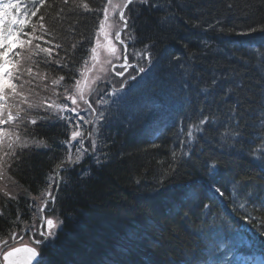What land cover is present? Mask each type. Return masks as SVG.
<instances>
[{
	"label": "snow or ice",
	"instance_id": "snow-or-ice-1",
	"mask_svg": "<svg viewBox=\"0 0 264 264\" xmlns=\"http://www.w3.org/2000/svg\"><path fill=\"white\" fill-rule=\"evenodd\" d=\"M46 3L47 0H0V125L13 124L19 121V123H15V127L19 129L20 124H25V121L31 125H36L38 120L50 124L63 122L66 132L69 134V139L53 142L66 147V155L54 165L52 172L47 177V187L40 193V196L32 197L34 201H38L36 212L41 214L42 221L39 226H33L35 232H32V229H26L31 233L30 242L34 246H16L18 240L23 241V235L18 238L15 232H11V244L7 239L0 240V257H2L4 264H33V262L35 264H50L48 258L42 256L38 249L40 246L51 248L56 246L57 230L61 229L64 221L58 217H45L43 212L50 203L55 205L62 184L65 188L70 187L69 182L60 173L67 172L79 164L85 154L89 152V148L93 152L95 151L97 142L94 137L100 127V121L105 119L104 112L100 111L97 114L93 102L88 99L89 96L98 92L94 85L101 78L97 76L89 80L84 73H81L82 78L77 79L73 73V68L69 67L72 63L69 59L72 51L62 49L60 44L51 46L50 42L45 39L47 35H50V32L44 23L45 16L40 14L37 17V13ZM130 5L133 6L131 9H129ZM140 6L149 11L163 12L164 15L159 18V22L169 30L180 31L179 26L182 17L178 15L177 9L183 11L187 5L180 4L179 0H105L102 8H93L88 0H59L55 5L58 8L56 13L58 17L80 16L83 18L84 13L96 16L99 29L95 36L96 46L87 49L91 53L93 61L98 59L101 47L106 48L110 56H115L117 48L114 40L123 46L125 53L127 52L128 45L125 40L121 39V33L128 30V40L133 41L135 39L133 35L135 29L130 27L129 21L131 20L134 25L132 13L138 17ZM49 7H53V5L50 4ZM225 7L230 13L236 11V7L230 0H225ZM245 10L241 9V11ZM100 14L103 16L102 19H99ZM34 17L36 18L35 22H33ZM183 23L187 25L188 21L183 20ZM192 27L198 28L200 25L196 23ZM208 28L220 33L227 31L248 37L249 39L242 45L246 48V56L237 57L234 53H223L222 59L225 63L215 61L210 69H207L204 74H200L197 71L199 65L196 62L203 60L208 55L203 49L209 48L207 41H204L199 55L193 53L185 62L178 64V67L182 69L181 75L185 78L182 81L184 88L190 90L193 86L195 87V96L193 98L189 95L185 109V119L189 123L184 124L183 120L178 121L176 136L179 140V146L181 149L187 147V151H182L180 155L191 159L197 156L198 150L202 155L203 146L206 144L224 158L223 160H213L210 165H206L209 187L221 197L224 196V192L216 186L219 181L216 180L213 173L219 175L221 167L229 165V160H232L233 157L244 159L246 161L244 175L238 174L232 178V194L235 195L239 190L243 197V202L239 204V208L244 209V214L240 216V219L256 228L260 236H264V23L249 26L246 30L237 32L235 28L226 30L222 25V20L216 19L215 23L208 25ZM70 30L75 31V28ZM256 33L259 35H252ZM100 34L103 35V40L106 42L103 45ZM41 41L49 46L42 47ZM76 47V44L71 45L72 50H75ZM154 47V43H144L142 49L133 53L143 59L149 69L154 59L159 63V57H154L152 51ZM185 47L187 46L185 45ZM53 48L64 51L65 55L61 57L57 52L56 58H53ZM211 51L217 52L219 49H211ZM41 53L44 56L40 62L46 66L55 65L61 70L67 69L69 71V79L74 81L71 85L73 91L69 93L68 87H65L64 94L65 100L71 101L72 107H69L67 103H47L43 99L36 103L30 101L25 95V86H29L31 92L35 77L40 75L39 72H34L32 65L39 66L33 57L39 56ZM173 59L180 60L179 57H173ZM124 61L127 63L126 54ZM107 62L111 63V60ZM84 64H87L86 60ZM146 67H138V72L145 73ZM117 75H123V73H117ZM44 78L46 79V75ZM64 79L65 77L61 75L53 79L51 83L59 85ZM128 79L136 81L137 76L133 75ZM140 79L143 77L141 76ZM127 83V80L122 81L121 89H114L112 93L104 94L116 99L109 101L101 98L94 103L107 105L124 101L128 95L124 91ZM131 90L129 89V91ZM77 97L84 105L83 108L78 104ZM13 109H16L15 114ZM37 109L49 113V115H30L31 111ZM82 111L84 115H81ZM193 111L196 115L194 121L192 120ZM53 112L56 114L55 121L50 119ZM21 113H25V115H21ZM83 125H93V128L85 133ZM22 131L24 132L23 137L20 132L9 134L4 128H0V143H2L4 135L14 136V139H10L7 144L8 151H3L2 156H0V174L3 173L5 167H11L13 157L19 160V156L16 155L17 148L21 150V154H23L24 149L32 146L37 149H51L52 146L44 139H36L34 135L28 133L27 124ZM181 137L184 138L181 139ZM86 139L90 141L89 147L84 146ZM73 141L76 142L75 153L72 152ZM4 157H8V159L5 160ZM172 157L173 163H176L177 153L175 151L172 152ZM95 163L100 165L103 162L99 157H96ZM175 170L172 165L169 166L168 171L170 173L175 172ZM83 175L88 176L89 173L83 172ZM136 183L139 184L140 181L137 180ZM53 185H55V189H53ZM164 187L165 181L158 179L156 185L152 187L150 195L153 198L162 195ZM4 194L15 199L6 191ZM66 194L71 195V193ZM186 196L187 193L185 192H181L179 196L175 194L164 196L165 206L169 207L170 210L179 208ZM203 206L208 207V205ZM253 212H257L259 215L254 216ZM174 215L180 217L181 221H186L189 216L187 212H183L181 216L180 211H176ZM0 216H3V211H0ZM35 218L34 213L33 219L35 220ZM17 222H20L19 213H17L16 221H12L13 224ZM231 231L235 233L232 244L228 245L224 257L214 259L212 264H227V261L240 250L236 246L239 231L234 228ZM162 235L163 232H161ZM137 240L138 237L135 235L126 237L125 242L116 252L107 253L102 259L91 262V264H136L134 260L130 259V255L132 251L138 248ZM240 243L246 247H253L256 243L264 246V241L257 242L254 238L240 240ZM225 246L226 242L218 243L210 255H214L216 251L224 249ZM21 254H23L22 259ZM147 264H152V261L147 259ZM184 264H200V261L193 258L191 261H185Z\"/></svg>",
	"mask_w": 264,
	"mask_h": 264
},
{
	"label": "trees",
	"instance_id": "trees-1",
	"mask_svg": "<svg viewBox=\"0 0 264 264\" xmlns=\"http://www.w3.org/2000/svg\"><path fill=\"white\" fill-rule=\"evenodd\" d=\"M104 1L88 0V3L93 8H99L98 6ZM58 2L59 0H48L42 8L45 25L50 32L46 40L51 42L52 46L60 44L62 49L72 51L69 58L72 63L69 67L73 68L76 76L78 67L80 70L84 62L89 41L94 38L93 28L96 17L90 13H84L83 18L58 17L56 15L58 8L55 7ZM230 2L236 7L234 13L226 9L225 0H179L180 4L187 5L183 11L177 9L178 15L182 17L179 32L169 30L159 22V18L164 13L156 15L149 12L145 15V26L142 25L140 37L160 47V51L165 56L160 54V62L164 66L166 57H179V61L172 62L176 64L171 66V73L180 75L178 70L182 69L178 64L185 62L193 53L199 55L204 41H207L211 49H219L227 53L228 44L225 39L218 43L211 40L213 36L238 38L235 33L227 31L220 33L209 29L208 25L215 23L216 19L222 20L226 30L235 28L237 32L264 23V0H230ZM50 4L53 7H49ZM241 9L246 10L241 11ZM183 20H187L188 24L185 25ZM77 21L79 23H76ZM196 23L200 27H192ZM73 27L75 31L70 30ZM168 39L171 42L167 45ZM72 44L77 45L75 50L71 49ZM53 51V58H56L57 52L61 57L65 55L60 49L53 48ZM203 51L208 53L209 48ZM214 53L217 54L218 51ZM213 56L208 53L203 60L196 62L200 74L210 69L215 61L225 63L222 55L218 54L211 58ZM41 59H35L39 66L34 65V67L37 71H42L48 80L52 81L61 75L66 80L69 79L70 73L67 69L61 70L55 65L46 66L40 62ZM159 69H162V65H159ZM169 82L171 81L164 80L152 86L154 88H158L159 84L166 86L168 89L165 92H167L171 87H175L173 82L171 85ZM192 88L195 89L194 86ZM132 109L136 108L132 107ZM140 124L141 122L135 123L134 127ZM112 128L115 134L114 126ZM44 129L41 125L27 126L28 133L34 135L36 139H45L44 134L47 132ZM54 131L50 130L48 133L54 135L57 141L59 134ZM172 143L174 140L170 135L151 142L150 137H131L122 134L104 144L102 161L106 163L92 168L88 164L82 167L80 172L70 174L73 179L65 175L64 179L69 182L70 187L64 188L56 200L57 210L64 221L63 232L59 235L54 248L50 247L43 251V256L48 258L50 264H91L102 259L107 253L116 252L125 242V238L131 234L144 242L139 241L138 245L141 246L139 252L130 255V259L136 264H147V259H150L152 264H168L169 257L175 258L177 254L180 255L183 251L193 248L196 244L193 231L198 225L195 221L192 225L190 218L197 213L198 205L202 202L199 204L182 202L179 208L170 210L165 206L164 196L170 194L179 196L181 191L175 188L176 185L193 182L199 176L205 175V163L210 158V152L207 150L208 145L205 144L202 155L186 162L181 159L179 145ZM28 150L24 149L23 154L18 150L16 155L19 156V160L13 157L11 167H6L10 179L16 181V193L13 194L15 199L7 196L0 201V211H3V216H0V238L10 235L13 231L22 230L26 224L34 220V213L36 216L39 214L36 212L38 202L32 197H39L46 188L47 177L54 167L52 163L59 158L56 148L39 149L40 152L24 155ZM105 151L112 154V162L106 158ZM173 151L177 153L176 163H173ZM223 159L221 157L218 160ZM245 164L244 159L233 157L229 160V165L222 166L221 170L232 178L238 174L243 176ZM170 165L176 169L175 172L168 171ZM83 172H88L89 175L84 176ZM158 179L165 181V187L162 189V195L153 198L150 192ZM137 180L140 181L139 184L136 183ZM176 211H180L181 216L183 212H187L188 219L181 221L180 217H175ZM17 213L20 222L13 224L12 221H16ZM161 232H163L162 236Z\"/></svg>",
	"mask_w": 264,
	"mask_h": 264
},
{
	"label": "bare ground",
	"instance_id": "bare-ground-1",
	"mask_svg": "<svg viewBox=\"0 0 264 264\" xmlns=\"http://www.w3.org/2000/svg\"><path fill=\"white\" fill-rule=\"evenodd\" d=\"M140 10V17H142L143 19L145 18L146 12L143 8L139 9ZM155 14H161L163 12L157 11V10H153ZM139 22V21H138ZM171 41H169V39L166 41L167 45L170 44ZM243 51V48L239 47L238 45H236L234 43L233 48H232V53H234L237 57L241 55ZM151 79H146L143 78L141 79L138 84L139 86H137L134 90L132 91H128V95L125 97L124 101H121L122 104H128L130 100H134V105L133 108L138 106L140 110L145 111V110H154V109H161L162 107H164V104L162 103V92L166 91L168 89V87L163 86V85H158V88H154L150 81L156 80V78L152 75L149 76ZM157 81V80H156ZM164 97L169 99L172 97V94L170 92H165L164 93ZM50 119L52 121H55L54 118ZM156 120L155 116H149L148 118H146L145 120L141 121V124L138 127H135V129L139 132H143L145 134L148 135V137H152L155 134H157L158 132H160L165 126L166 124H160L159 126L154 125V122ZM43 124V127L45 128L44 131L47 132V134H44L45 137V141L51 145V149L55 148L57 143H53L55 141L54 135H50L48 132L50 130H53L55 127L54 124H50V123H45L41 121V125ZM30 149V150H28ZM39 149H44V148H39ZM37 149L35 146H32L31 148H26L25 150H28L24 155H30L31 153H37L40 152V150ZM49 150V149H47ZM210 152V161L213 160H218L221 157L219 156L217 151H214L213 148L211 146L208 145V149ZM213 154V155H212ZM64 156H61L59 158H56L53 161V165L57 164L60 162L61 159H63ZM53 167V166H52ZM16 186V181H11V183L2 190L3 196H5V191L6 192H10L14 189V187ZM130 236H133L132 234ZM141 241L140 239L137 240V243ZM142 242V241H141ZM144 243V242H142ZM120 247V246H119ZM118 247V248H119ZM139 248H141V246L138 245V248L136 250L133 251V254H136L137 252H139Z\"/></svg>",
	"mask_w": 264,
	"mask_h": 264
},
{
	"label": "rangeland",
	"instance_id": "rangeland-1",
	"mask_svg": "<svg viewBox=\"0 0 264 264\" xmlns=\"http://www.w3.org/2000/svg\"><path fill=\"white\" fill-rule=\"evenodd\" d=\"M133 6L132 5H130L129 6V9H131ZM141 8H143V6H140V9ZM132 15H133V18H135V23H138L139 24V22L138 21H140V23L143 25V26H145V22H144V20L145 19H143L142 17H140V16H138V17H135V13H132ZM130 23H131V20L129 21ZM124 33L125 32H122L121 33V39H123V40H125V42H127V40H128V36L126 35H124ZM114 36V35H113ZM101 40V39H100ZM114 42V44L115 45H118V47H119V50H121L120 48H122V46L120 45V44H118L115 40L113 41ZM106 43V42H105ZM104 43V44H105ZM101 44H102V40H101ZM95 46H96V44H95ZM166 53H167V50L165 51ZM101 53H104V56H108L109 55V53H108V51H107V49L106 48H104V49H99V57L101 56ZM108 57H110V56H108ZM111 58V61L112 62H114V63H116L117 61H115L112 57H110ZM166 60H168L167 58H166ZM88 65L86 66V68H84L83 69V71H82V73H86V71H87V68H94V69H96V70H98L97 68H96V61H93L92 59H91V55H90V58H89V60H88ZM117 64V63H116ZM120 65H122L121 63H119ZM165 67V69H164V71L165 72H167L168 73V75H167V77H169V75H170V68L171 67H169V66H164ZM115 69V71H116V75H117V73H121V72H119V70L115 67L114 68ZM98 71H100V70H98ZM107 71V69H105V72ZM117 77H119V78H121V75H117ZM104 81H109L110 82V79H107V77H105V76H102V82H104ZM37 83L38 84H40L41 85V87H34L33 88V90L37 93H45L46 91H45V85H47L48 84V82H46L45 80H43L42 78H39L38 80H37ZM98 83V82H97ZM173 83H175L176 84V86H177V83H176V81H174ZM113 85L116 87V86H118V85H120V82L119 81H117V82H115V83H113ZM54 87H55V90L56 89H58V88H60V84L59 85H54ZM62 91H64V89H62ZM73 91V90H72ZM71 91V92H72ZM49 92H51V90L49 91ZM70 92V93H71ZM67 102H71V101H67ZM77 102H78V104H80L81 105V108H83L84 107V105L82 104V102L79 100V98L77 97ZM98 105V104H97ZM101 106H106V105H101ZM72 107V106H71ZM122 112H123V110H121L120 112H119V115L115 118V120L117 121V122H120V124H123V122H122V120L124 119V117H123V115H122ZM81 115H84V113H83V111L81 112ZM115 115H116V113H115ZM12 136H10V138H11ZM89 144H90V141L87 143L86 142V145H87V147H89ZM99 143H97V145H98ZM73 146L76 148V142L75 141H73ZM105 155H106V158L108 159V161L109 162H112L113 161V158H112V154H109L107 151H105ZM10 180V179H9ZM3 197V194L1 193V191H0V199ZM35 226H37V224H34ZM34 225H29L30 226V228H28V229H32V232H35V228L33 227ZM7 240H10L11 239V237L10 236H4ZM1 239H4V238H1ZM25 240H26V242H25V245H27V244H30V239L28 238V237H25ZM22 244V243H21Z\"/></svg>",
	"mask_w": 264,
	"mask_h": 264
}]
</instances>
